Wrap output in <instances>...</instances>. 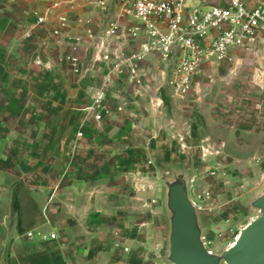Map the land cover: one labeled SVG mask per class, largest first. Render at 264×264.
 <instances>
[{
    "label": "crops",
    "instance_id": "0c3cea01",
    "mask_svg": "<svg viewBox=\"0 0 264 264\" xmlns=\"http://www.w3.org/2000/svg\"><path fill=\"white\" fill-rule=\"evenodd\" d=\"M93 3L0 0V264H164L157 169L180 163L178 146L205 124L201 139L224 146L222 164L246 170L264 157V91L244 94L245 65L264 81V31L230 59L204 63L175 99L156 53L133 61L135 79L125 65L112 70L147 41L124 34L134 21L121 22L111 59H99L93 45L113 10ZM60 14L69 23L54 35Z\"/></svg>",
    "mask_w": 264,
    "mask_h": 264
},
{
    "label": "built area",
    "instance_id": "2783aa9c",
    "mask_svg": "<svg viewBox=\"0 0 264 264\" xmlns=\"http://www.w3.org/2000/svg\"><path fill=\"white\" fill-rule=\"evenodd\" d=\"M39 1H47L52 7H58L60 2ZM198 1L195 4L192 0H94L93 5L100 11L105 12L109 7L113 10V16L106 20L99 40L93 45L94 50L99 59L110 60L107 46L111 39L121 35V22L134 21L135 25L123 27L124 34L135 39L142 31L147 41L129 59L116 56L112 70L117 71L125 65L135 79L133 61L156 53L171 70L172 78L168 81L171 96L183 99L191 89L192 78L204 63L230 59L231 49L252 47L258 40V33L264 31V0ZM34 15L37 23L45 21L43 15L36 12ZM68 23L67 15L60 14L53 34L58 35ZM67 59L73 64V71L78 73L77 58L70 56ZM107 81L108 76L92 98L94 109H102ZM94 118L99 120L100 115L96 114ZM27 235L31 236V233Z\"/></svg>",
    "mask_w": 264,
    "mask_h": 264
},
{
    "label": "rangeland",
    "instance_id": "374dc122",
    "mask_svg": "<svg viewBox=\"0 0 264 264\" xmlns=\"http://www.w3.org/2000/svg\"><path fill=\"white\" fill-rule=\"evenodd\" d=\"M192 2L199 3L198 0H192ZM248 60L255 61L253 58ZM251 65H245V69L251 70H244V94L248 99L251 93L259 95L264 91L263 77L258 76L254 79L253 75H258V72L255 71L254 62ZM206 127L205 124L198 125L197 132L194 133L197 137L189 140L190 143H187L189 146H178L176 158L180 160V163L172 164H180L192 170L189 184L190 196L198 206L207 225L205 235L208 241L207 247L220 253L233 242L239 231L249 221L259 215L256 210L248 208L246 205L263 189L264 157L256 154L252 158V163L247 164L246 170L239 167L238 164H222L218 157L222 155L224 146L211 144L210 141L201 139L205 135ZM210 134L213 133L210 132ZM184 142L186 144V141ZM162 215L163 212L160 214L163 218ZM164 251L158 260L167 264L161 260Z\"/></svg>",
    "mask_w": 264,
    "mask_h": 264
},
{
    "label": "water",
    "instance_id": "95a60500",
    "mask_svg": "<svg viewBox=\"0 0 264 264\" xmlns=\"http://www.w3.org/2000/svg\"><path fill=\"white\" fill-rule=\"evenodd\" d=\"M161 181V207L164 220L167 264H264V184L247 202L258 212L237 234L233 242L218 253L207 248V225L190 196L192 170L170 164L157 169Z\"/></svg>",
    "mask_w": 264,
    "mask_h": 264
}]
</instances>
